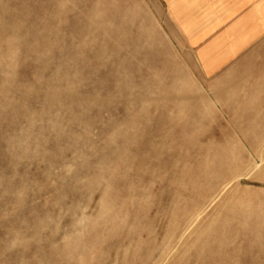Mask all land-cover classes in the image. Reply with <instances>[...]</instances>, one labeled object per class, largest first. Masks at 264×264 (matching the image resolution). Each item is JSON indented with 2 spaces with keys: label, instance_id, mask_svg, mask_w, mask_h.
Segmentation results:
<instances>
[{
  "label": "rangeland",
  "instance_id": "rangeland-1",
  "mask_svg": "<svg viewBox=\"0 0 264 264\" xmlns=\"http://www.w3.org/2000/svg\"><path fill=\"white\" fill-rule=\"evenodd\" d=\"M0 264H264V42L206 78L160 0H0Z\"/></svg>",
  "mask_w": 264,
  "mask_h": 264
},
{
  "label": "crops",
  "instance_id": "crops-1",
  "mask_svg": "<svg viewBox=\"0 0 264 264\" xmlns=\"http://www.w3.org/2000/svg\"><path fill=\"white\" fill-rule=\"evenodd\" d=\"M206 78L254 56L264 42V0H160Z\"/></svg>",
  "mask_w": 264,
  "mask_h": 264
}]
</instances>
